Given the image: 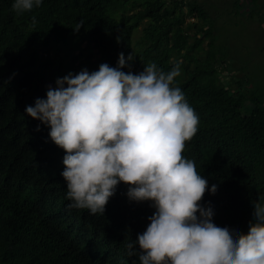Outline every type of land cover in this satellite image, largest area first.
Masks as SVG:
<instances>
[{
	"label": "trees",
	"instance_id": "1",
	"mask_svg": "<svg viewBox=\"0 0 264 264\" xmlns=\"http://www.w3.org/2000/svg\"><path fill=\"white\" fill-rule=\"evenodd\" d=\"M12 4L0 0V264H140L138 256L126 255V244L146 229L155 211L149 202L129 201L124 183L104 214L67 207L71 201L61 175L65 152L51 141L49 128L25 112L46 97L57 78L72 72L55 55L59 47L77 51L71 64L89 72L102 63L117 66L121 52L134 59L125 72L139 73L153 62L168 72L178 64L175 86L199 116L198 132L183 155L195 162L209 188L217 185L201 203L211 202L217 220L248 232L254 203L264 204V93L244 89L250 80L234 79L225 60L229 52L217 49L214 24L202 5L195 0H43L18 14ZM233 5L240 13L264 7V0H233ZM88 235L102 239L112 253H100Z\"/></svg>",
	"mask_w": 264,
	"mask_h": 264
},
{
	"label": "clouds",
	"instance_id": "2",
	"mask_svg": "<svg viewBox=\"0 0 264 264\" xmlns=\"http://www.w3.org/2000/svg\"><path fill=\"white\" fill-rule=\"evenodd\" d=\"M42 4L13 0L12 9L20 14ZM82 26L83 21L74 30ZM133 60L132 53L126 59L121 52L115 67L102 63L96 71L69 72L25 108L65 152L67 207L104 214L124 183L129 201L149 202L155 210L146 229L127 242L129 258L138 256L140 264H264V204L254 203L244 233L217 220L211 202L201 203L217 185L209 188L195 162L183 155L198 132L199 116L175 86L179 65L168 72L154 62L139 73L123 71Z\"/></svg>",
	"mask_w": 264,
	"mask_h": 264
},
{
	"label": "rangeland",
	"instance_id": "3",
	"mask_svg": "<svg viewBox=\"0 0 264 264\" xmlns=\"http://www.w3.org/2000/svg\"><path fill=\"white\" fill-rule=\"evenodd\" d=\"M195 1L206 10L210 20L208 23L214 24L215 35L218 38L216 42L217 49L224 48L229 52L225 60L233 73L234 79L236 81L250 80L249 84H244V89L252 87L253 92L256 94L264 93V87H262V79H264V7H253L252 9L250 7L249 10L246 9V11L236 13L233 0ZM129 14H132V12H129ZM189 21L198 24L196 18H189ZM141 29L140 26L134 32V42L139 39ZM59 48L58 53L55 55L62 60L64 67L71 68L72 73H78L86 68H80L78 64H71L73 56L78 53L77 51L64 47ZM48 52V55L54 56L53 49ZM223 80L226 82V77ZM87 239H92L95 248L100 250V253H104L105 256L112 253L105 246L102 239L92 238L91 235H88ZM118 260L122 261L120 257H118Z\"/></svg>",
	"mask_w": 264,
	"mask_h": 264
},
{
	"label": "bare ground",
	"instance_id": "4",
	"mask_svg": "<svg viewBox=\"0 0 264 264\" xmlns=\"http://www.w3.org/2000/svg\"><path fill=\"white\" fill-rule=\"evenodd\" d=\"M193 66V65H192Z\"/></svg>",
	"mask_w": 264,
	"mask_h": 264
}]
</instances>
